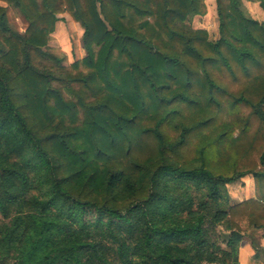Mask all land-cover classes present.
<instances>
[{
  "label": "trees",
  "instance_id": "trees-1",
  "mask_svg": "<svg viewBox=\"0 0 264 264\" xmlns=\"http://www.w3.org/2000/svg\"><path fill=\"white\" fill-rule=\"evenodd\" d=\"M215 1L212 42L204 0H0L27 22L0 7V264H233L264 235V0Z\"/></svg>",
  "mask_w": 264,
  "mask_h": 264
},
{
  "label": "rangeland",
  "instance_id": "rangeland-1",
  "mask_svg": "<svg viewBox=\"0 0 264 264\" xmlns=\"http://www.w3.org/2000/svg\"><path fill=\"white\" fill-rule=\"evenodd\" d=\"M37 1L40 2V0ZM204 3L206 15L194 18L190 23V27L206 31L209 40L214 42L218 39L216 1L204 0ZM242 6L251 19L259 23L263 21L264 13L258 3L242 1ZM0 7L6 9L5 17L8 24L23 34L27 28V22L19 11L12 7H7L2 2H0ZM57 18L60 20L57 31L51 35L45 50L56 57L63 58L62 66L68 67L73 62L79 61L86 56L81 40L83 29L66 13L58 15ZM226 191L230 205L253 198L255 195L253 179L249 175L240 178L233 183L227 184ZM242 227L245 228L244 223ZM222 231L223 238H226L227 233L224 230ZM262 250H264V235L260 231L244 230L233 264H264V253Z\"/></svg>",
  "mask_w": 264,
  "mask_h": 264
}]
</instances>
